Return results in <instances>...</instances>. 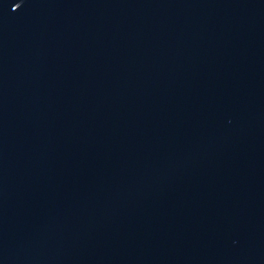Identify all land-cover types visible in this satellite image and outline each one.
Returning <instances> with one entry per match:
<instances>
[{"label":"water","instance_id":"1","mask_svg":"<svg viewBox=\"0 0 264 264\" xmlns=\"http://www.w3.org/2000/svg\"><path fill=\"white\" fill-rule=\"evenodd\" d=\"M0 264H264V0H0Z\"/></svg>","mask_w":264,"mask_h":264}]
</instances>
